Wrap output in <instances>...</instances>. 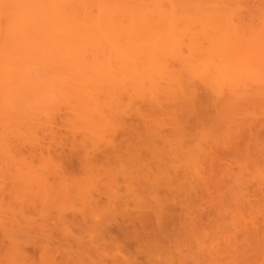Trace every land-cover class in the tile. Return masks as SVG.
Returning <instances> with one entry per match:
<instances>
[{"label": "bare ground", "instance_id": "obj_1", "mask_svg": "<svg viewBox=\"0 0 264 264\" xmlns=\"http://www.w3.org/2000/svg\"><path fill=\"white\" fill-rule=\"evenodd\" d=\"M229 1L230 0H0V159H2L0 161L3 162L4 160H8L6 162L9 165L8 162L11 160L13 161V159L15 160V158L18 159H16L17 161L20 159L22 163L23 161L26 162L31 159L29 161L32 166H30L31 173L26 174V172H24L26 175L24 176L26 178L28 177L27 179L31 182L30 185H28L30 187L26 189L24 187L22 188L26 190V193L28 192L27 189L32 190L31 193L36 195L37 198L40 196V202H42L43 208L45 209H48L49 200L52 202L51 206L54 202L57 205L56 202L62 197V199L65 198L64 200H68V198L77 196L78 199L80 198L82 200V204L84 203V209L80 210L81 216H78V210L77 213L75 210V213L71 216L64 214L63 211L62 213L59 211V214L55 213L57 215L52 218V221L50 220V224L47 222L48 219L43 221L45 224L43 222L42 224H37L36 220L32 217H30L32 219H29V217L26 216L28 217V221L27 219L25 220L28 223L22 225L25 220L20 222V219H18L19 215L15 214V217L12 212L11 214L14 217H12V219L10 218L11 220H8L9 218L7 217V219L3 221L4 218H6V215L4 214V218H1V215H3L2 213L0 214V226L4 231L3 235H7L11 232V229L18 230V228L21 231L27 230L30 234H32L31 232H46L45 242H43V238V240L40 241L43 242L42 245L45 249L44 252H46V255L43 256L45 258L42 259H46L49 264H82L83 261H85L83 258L87 259V263L85 262L86 264H109L106 259L111 256V254L108 255V253H106L107 245H115V248H117L116 245H120L118 239H115L116 237L112 235L110 226L106 221L110 215H108V217L106 216L107 218L105 216L102 217L103 212L99 218L97 217L96 212L98 210V212H100L99 205L102 196L107 197V202H105L106 205L103 204L107 211L106 214L104 213L105 215L114 212L115 214H127V210L129 209L127 207L128 200H126L124 196H121L122 193H118L117 195V190L119 188L114 190L112 187L109 190V186L113 185V183L111 184L108 182H110L111 179L118 180V178H115L114 174L116 173H111L113 170L107 172V174L110 173L108 174L109 176L106 174L104 177L102 173H106L107 170L105 171L104 167L97 169V166L99 167L102 165L99 163L104 162H98L97 157L94 156V152H98V150L102 151L103 148L101 147L103 146L106 149L103 150V153L106 152L105 157L108 159H110L112 152L113 154L117 153V155L121 150L123 152L126 143L123 145L124 147L121 146L122 143L118 142V139L122 137L117 139L116 135L120 129L130 130L131 132L133 131L137 134L135 141L140 139V142L138 140L137 143H133L134 141L129 144L127 143L129 147L126 146L127 148L124 149L131 153L130 157L133 156V160L139 159L137 163L139 164V162H141L142 164L140 163V166L143 164H150L153 159H156L157 162L155 161V163H157V165L158 162H163L164 165L171 164L173 159L176 158L175 152L177 151V155L182 159L179 161L177 160V162H179L178 164H175L174 162L173 164H175V166L173 167L174 169L178 168L182 170L172 172V169L170 168L166 169V171H161V175L166 174V177L169 176L171 179L173 176L175 179V181L173 178L170 180L168 177L169 180L167 179V185H169V181L172 180L178 184L182 183V186H176L172 181L174 184L173 186L171 182L172 187L170 188L172 190L178 189V194H180V191L184 192L186 189V187H184L185 189L183 190V179L188 178L186 175L189 176L186 181H190L192 177H195L196 181H198L199 178L202 177V180L200 179L201 183L206 176L203 184H208V182L211 183L213 177H217L215 182L225 183L228 176L226 173H231V179L238 181L237 175L231 170L232 167H229L228 165L226 167L227 169H222V172L220 171L221 173L226 172L225 174L227 176L224 173L222 175L220 174L219 178V174L217 176L211 175V173H209L211 172L209 170L210 165L208 167L210 162H207L210 161L208 158L210 155L213 160L217 157L215 155L216 153H214V150L216 151L214 148V141L218 143L217 145L222 144L225 147H228L229 142L224 144L223 141L225 139L230 140V137L225 138L224 136H228V133H233V130L234 132L237 130L239 137L241 136V139H238V137L236 138L241 140L239 141L240 143L237 142V146L235 144L238 149L230 143L235 149H237L234 150L231 146L234 150L231 151V154L235 155V159L243 158L239 161V163L242 164H238L241 169V175L242 172L244 174L245 170H249V164H252L254 165L253 171H255V174L262 177L264 176V143L261 141L262 134L260 133L262 129H264V118L262 120V118L257 116L259 112L257 111V108H255V104H259L258 106H260V104L264 102V34L262 29L256 27L252 31H247L245 30L246 25H242L241 27L236 25L233 15L227 11ZM253 26L254 25H252V27ZM256 29H258V31ZM198 88H203L205 90V95L202 96V100L206 102L205 105L202 104L204 107H200L199 112L197 110V105L199 101H201V98L198 95ZM207 103H209V105ZM206 106L208 107L206 108ZM244 107L251 108L250 110L254 114L258 113L255 116H257L259 121L262 122L259 123L254 114L251 115L252 113L249 114L247 112V116H245L246 108ZM63 108L66 110L67 117L65 118L64 113L63 115L60 114L62 115L63 120L66 119V124L64 123L61 125H66L67 128L64 126L66 128L65 130L68 129L70 131V133H68L70 136H67V132L65 134L68 140L64 137V134L60 137V135H58L60 130L58 131V129L54 128L56 126H54V124L52 125L53 121H57L56 119H58L56 117L59 113L58 111H63ZM260 108L262 109L264 107L261 105ZM241 110L244 111L241 112ZM210 111L212 113H210ZM261 111L263 114V110ZM243 112L245 115L241 114ZM132 114L140 118V124H142L141 126L138 124L140 127H134L130 124L128 125V121L126 122V118L128 116L130 117V115L133 116ZM54 116L56 119H54ZM243 116L246 119L243 118ZM248 116L250 119H248ZM251 116H254L255 121L257 120L256 123H254L252 120L253 117ZM193 121L196 125L199 122V129L205 125L210 126L205 127L207 130L201 128V130L204 129L202 131L203 133L205 132L204 135L207 134V137L211 136L213 138L211 139L212 141L210 140V144L213 148L207 146L211 148V150H208L209 152H207V154L209 153L208 157H206L207 154L205 155V159L207 158L206 162L201 158L199 159L202 161L197 159L198 155H196V146H194L195 151H192L194 150L193 147L187 145V141L182 139L181 136L182 133H186L182 131L191 129V126H196L193 124ZM213 122L217 125H214ZM211 124L218 126L221 130L223 129V134L220 133L221 131L218 130V127L217 129L212 128L213 126H211ZM167 125L176 130L175 133L174 131L172 132L173 138L162 132L163 129H160ZM53 128L57 130L58 133L56 134L55 131L54 133L50 131L53 134H48V130H52ZM239 128L241 130H238ZM212 130L213 132L218 130L216 132L217 135L220 136H218V139L217 137H214L215 134H209ZM177 131H181V134ZM253 131L256 134L253 133ZM122 132L120 131V133ZM162 133L165 135H162ZM132 134H128L130 135L129 137L134 135ZM140 134L144 135V139L141 140ZM48 135H51L50 137H52V140L54 141L53 144L57 143L58 145V142L62 144V141L65 140L63 146H66L67 144L65 145V142L67 140L68 144L72 143V145H70L73 149H83V151L81 150L83 153L79 151V153L83 154L79 157H82L81 161L84 162V168L87 167L88 170L91 169V171H93V168L96 167L94 171H97H95L94 174L97 178L95 175L93 178L95 177L97 182L100 178L105 181V178H111L112 176L111 179H107L108 182L105 181V183L110 185L107 186L104 184L105 190H98L97 194H90L88 190H92L94 187L87 188V190L85 188L87 183H82L85 185L84 187L81 184H78L80 181L76 182L74 177L69 175V177H73V182L67 176V171L69 170L66 171L65 166L62 167L64 168L62 169L61 166H59L60 164L58 165L56 163L55 165L58 166L56 168L54 165V172L60 181L54 180L53 182H49L46 175L48 173V166H50V168L53 167L52 161L54 159L48 156L49 142H46ZM201 135V138H203L202 140L207 138L204 137L203 134ZM129 137L127 138L128 141L130 139L134 140L132 137ZM183 137H187V135ZM223 137L225 139H223ZM243 137L245 138L244 142ZM220 138H222L221 142ZM159 141L165 148L161 147ZM53 144L51 143L54 148L55 145L53 146ZM167 144L169 145L168 147ZM175 144H177L176 149L178 148L176 151ZM251 144H253L256 151H251L253 150V146L251 147L252 149H250ZM134 147L135 150L133 149ZM200 147L204 150L201 148L197 149H199L201 155H204L206 152L202 151H207L206 149L208 148L204 145H201ZM23 148L29 150L30 157H28V154L23 156L26 154V152H23ZM173 148L174 150H172ZM187 148H189V151L186 154L185 150H188ZM143 149L149 153L146 160L142 157ZM170 149L173 152L169 151ZM182 151L184 152L182 153ZM22 152L24 154H22ZM100 152L99 155L102 156ZM134 152L136 154H134ZM253 152H256V154ZM150 153H152V156ZM173 153L174 156L171 155ZM213 153L215 157L212 156ZM72 154H75V152ZM153 154H155V156ZM182 154L184 156L186 155L185 159H183L184 156ZM187 155H189L190 161L187 159ZM115 156L114 158H117ZM26 158L29 159L27 160ZM220 158L221 156L217 157V160H214V162L211 161L214 164L212 167H215L212 172H219L216 170V167L218 166H215V163L219 162ZM36 159L41 162L39 166H33ZM100 160H102V157ZM112 160L110 161L112 162ZM188 161L190 163H188ZM132 163L133 162H131V164ZM152 163L150 165H152ZM198 163L199 165H197ZM7 164L5 165L6 168L8 166ZM122 164L124 165V163ZM17 165L18 164H13L12 166L15 167ZM24 165L26 164L24 163ZM132 165H134V163ZM186 165L191 166V173L189 172V166L187 167ZM5 166L1 168L4 169ZM193 166L196 170L195 168L193 169ZM200 166L207 171L209 170V178H207L208 173H206L205 170V172H202L203 170H197V168L203 169ZM25 167L27 168V166ZM33 167L35 168L33 169ZM124 168L122 170H124ZM141 168L142 169L139 167L137 170L138 172L141 171L140 173L142 174L143 166H141ZM162 168L164 169V166ZM67 169H69V167ZM117 169L116 171H118ZM135 169H133L134 173L132 171L131 173L135 174ZM28 170L29 169H27V171ZM145 171H147V169ZM183 171H186V173L184 172L183 174ZM97 172L100 174V178L97 176ZM153 172L157 174L156 171ZM16 173H18L16 174L18 178L19 172ZM125 173H127V171L124 172V174ZM140 173H138L139 175L136 174L140 176ZM147 173L150 177L149 171L144 174L148 175ZM177 173H179L180 176ZM181 173L184 175L183 177L181 176ZM90 174L93 175L91 172ZM119 174L120 173H118V177H120ZM122 174L123 172L121 175ZM127 174L130 175L129 173ZM127 174L124 176H127ZM245 175L248 176V173H245ZM24 176L22 173L23 179H25ZM135 176L136 175H134V177ZM196 176H199V178L197 177V179ZM166 177H164V179ZM245 177H243V179ZM239 178V181H246L243 184L250 183V180L246 178L243 180L240 175ZM256 178V181L262 186L264 180H260L258 177ZM20 179L22 178L20 177ZM23 179L22 181H24ZM195 179L191 180V183L188 181L192 184L193 188L195 186L193 185ZM92 180L94 181V179ZM92 180L88 181V183H91ZM117 180H114L116 185ZM146 180L148 179L146 178ZM192 181L194 182L192 183ZM20 182L21 181H19V183ZM97 182L95 184L94 181L95 187L100 185V183L97 184ZM21 183L20 186H24L25 182L23 184ZM15 184L17 187L19 186L18 183ZM88 185L92 186V183ZM1 186L4 187L5 185ZM245 186L247 187V185ZM0 189L3 191V188ZM19 189H21V187ZM4 190L7 191V189ZM12 191L15 192V195H17L18 192L20 193V190L16 192L13 188ZM12 191H10L9 194ZM243 191L245 190L243 189ZM187 192L191 193L186 189L184 194L186 193L185 195H187ZM12 194L14 195V193H11V195ZM3 196L4 197L1 199L2 202L5 201L3 198H6V194L3 193ZM36 196L32 198H36ZM155 196L156 195H154V198ZM180 197L181 194L179 198ZM72 199L73 198H71V200ZM142 199L145 198L142 197ZM181 199L180 201H182ZM71 200L69 199V201ZM156 201L157 200L155 199V205L154 203H148L149 205H152L153 209L152 207H147V209H149V213L156 212V214H158L156 216L158 220H160L159 226L164 227L165 222H162L161 217L163 215V217L165 216L167 218L171 213H167L166 209L168 207L166 208V203H164V207L163 205H160L164 202L163 199L162 202L160 199L158 202ZM145 202L147 203L148 201ZM156 203L159 205H156ZM187 203L188 202L184 203L186 204L185 207L190 206L189 203ZM31 204L33 205V203ZM63 204L66 205L65 202ZM68 205H66L67 208L70 207ZM77 206L82 208L79 204H77ZM102 206L100 205V207ZM0 207L3 208V203ZM55 207L57 208V206ZM187 207L186 209L188 210ZM63 208L64 206L62 205V209ZM70 208L73 210L74 203L73 207ZM189 209H192L193 213L197 211V209L194 211V208L189 207ZM50 210L53 209L50 208ZM8 211L10 213V210ZM165 212L167 213V216L164 215ZM149 213L147 217L151 219L153 214L150 215ZM94 214H96V217ZM192 215L193 214H191V216ZM19 217H21V220L23 219L22 216ZM47 218H49V216ZM196 218L197 213L190 218L191 221L188 222V225H192L190 223L196 222ZM239 219H242V215ZM243 220L244 218L242 221ZM245 220L248 224L244 225L242 223L244 227L248 226L250 223L247 221L248 219ZM149 221L145 218L144 222H142L144 231H146L151 224V221ZM9 225L10 227H8ZM231 225L235 227L236 230H239L242 226L239 227L240 222L238 220H232ZM74 226L89 227L94 233L96 232V237L92 238L88 243L83 242L79 235L74 233V230L72 229ZM117 227L122 235L134 239L138 245V249L140 250L141 248V250L144 251L142 242L145 239L140 231L138 232V230L135 229L129 230L128 228L123 227L122 224H118ZM8 230L10 231L5 234V231ZM16 240H18V237ZM11 241L13 245V242H16L15 237L12 238ZM19 242L21 241L19 240ZM18 246L16 249H18ZM216 248L220 249V247H215L213 248V251H210V249V252L207 253L209 254L208 256H210L211 261H215L216 259L219 260V258L222 260L225 256L224 254L227 253H223L221 250L220 252L217 250L215 252L214 250ZM236 248H230V251L232 252V255L230 252L231 256H233L234 253L237 254V252L238 254L242 253H240L241 250L238 246H236ZM233 249H236L237 252L235 250L233 251ZM19 250L22 249L19 248ZM18 251L16 250V252ZM55 251H60L62 255L60 260L55 257ZM0 253L3 254L6 252L3 249ZM12 253L14 254V251ZM109 253H111V251ZM181 253L182 252L180 251V254ZM16 255H18V253H16ZM184 255L185 256H183V254L182 256H178V259H175L173 255L172 259L170 256L171 261L169 260V263L191 264L190 262L192 261L194 264L197 262L195 261L197 259H194V255L191 256V254L187 255L185 253ZM0 257H2L1 254ZM12 258L13 257H10L8 260L11 259L13 264H15V257ZM79 258H82L83 261ZM232 258L237 259L236 256H233ZM231 259L229 260L231 261ZM3 260L1 259L0 261L5 264L6 262H3ZM114 260L112 261L113 264H133L136 262L132 257H123L122 260L124 263L121 260L116 259L115 262ZM17 261L20 262L19 258ZM117 261H119V263ZM228 261L223 264L232 263H228ZM248 263L250 264V261Z\"/></svg>", "mask_w": 264, "mask_h": 264}, {"label": "rangeland", "instance_id": "obj_2", "mask_svg": "<svg viewBox=\"0 0 264 264\" xmlns=\"http://www.w3.org/2000/svg\"><path fill=\"white\" fill-rule=\"evenodd\" d=\"M228 8V13H230V14H232L233 15V17H234V19H235V24L236 25H238V26H242V25H246L245 26V30H247V31H252L253 29H255V27L256 28H258V29H262L263 31V34H264V0H230L229 1V3H228V6H227ZM236 17V18H235ZM243 18V19H242ZM246 20H245V19ZM248 22V23H247ZM248 24V25H247ZM252 25H254L253 27H252ZM244 28V27H243ZM258 29H256L257 31H258ZM261 31V30H260ZM201 91V92H200ZM198 95H199V97L201 98V101H199V103H198V105H197V110H198V112H199V110H200V107H204V106H202V104H204L205 105V101L204 100H202V96L203 95H205V90L203 89V88H198ZM210 102H213V101H210ZM208 105H209V103H207ZM206 104V105H207ZM213 105V104H212ZM251 105V104H250ZM259 105V104H258ZM258 105H256L255 104V108H257V111L259 112V114L257 115V114H254V113H252V111L248 108V107H244V108H246V111H245V114H244V112L243 113H241V114H244L245 116H247V112L249 113V114H251V115H253L254 114V116L255 115H257V116H259V118H262V120H263V118H264V108H260V106L262 105L263 107H264V102L263 103H261L260 104V106H258ZM254 106V105H253ZM208 106H206V108H207ZM211 107V106H210ZM213 107V106H212ZM209 109H211V108H209ZM208 109V110H209ZM247 109H248V111H247ZM252 109H253V107H252ZM202 110V109H201ZM213 110V109H212ZM211 110V111H212ZM238 110V109H237ZM256 110V109H255ZM255 110H254V112H255ZM261 110H263V114L261 113L262 111ZM210 111V113H212ZM240 111V110H239ZM242 111H244V110H241V112ZM59 112V113H58ZM57 113H58V115H57V113H56V117L58 118V119H56V117L54 118V119H56L57 121H53V123H52V125L54 124V126H56V127H54V126H52V127H54V128H56V129H58V131H59V133H61V134H59L58 133V131L57 130H55L54 128L52 129V130H48V134H53L54 133V131L56 132V134L58 133V135H60V137H61V135H63L64 134V137H66L65 136V134H66V132H67V136L69 135L70 136V134H68V133H70V131L68 130H65L67 127H66V125H64V126H62L64 123L66 124V119L65 120H63L62 119V115H63V113H64V116H65V118L67 117V114H66V110H64V108H63V111L61 110H59ZM62 112V113H61ZM60 114H62V115H60ZM262 114V115H261ZM133 116H131L130 115V117L128 116L127 118H126V122L128 121V125L130 124V125H133L134 127H140L142 124H140V118L139 117H137L136 115H134V114H132ZM235 116H236V114H235ZM254 116H251V117H253V121H254V123H256L257 122V120L255 121V119H254ZM257 116H255L257 119H258V117ZM237 117V116H236ZM64 118V117H63ZM243 118H245L244 116H243ZM62 121H61V120ZM207 119H210V118H207ZM246 119V118H245ZM245 119H244V121H245ZM248 119H250V117L248 116ZM247 119V120H248ZM241 120H242V118H241ZM239 121V120H238ZM243 121V120H242ZM251 121V120H250ZM252 121V122H253ZM198 122V121H197ZM212 122V121H211ZM248 122H249V120H248ZM258 122L260 123V122H262V121H259V119H258ZM199 123V122H198ZM197 123V125L194 123V121H193V124L194 125H196V126H194V127H192L191 126V129H188V130H185V131H182V132H186L185 134L184 133H182V139H185L186 141H187V145H189V146H191V147H193V149H194V146H196L195 147V149H196V155H198V158L197 159H199V158H201L202 160H204L205 162L207 161V158L205 159V155L207 154V152H209L208 150H211V148H209L210 146H211V139H213L211 136H209V137H207V134L206 135H204V133L202 132L204 129H205V127H210L209 125H205V126H202V127H200V129H199V124ZM214 123V125L216 124L215 122H213ZM253 123V124H254ZM62 124V125H61ZM138 124L140 125V126H138ZM191 125V124H190ZM202 125H204V124H202ZM213 124H211V126H213L212 128H214V129H217V127L218 126H214ZM217 125V124H216ZM169 125H167V126H165V127H162V128H160V129H163L162 130V132H164L166 135H168V136H170V137H172L173 135V131H174V133H175V131L176 130H174L173 128H171V126H169ZM201 126V125H200ZM167 127V128H166ZM189 127V126H188ZM216 127V128H215ZM167 129V130H165V129ZM169 128H170V130H169ZM201 128H204L203 130H201ZM232 129H234V128H232ZM255 129V128H254ZM205 130H207V128L205 129ZM210 130V129H209ZM218 130H220L221 132L220 133H222L223 134V129L221 130V128H219L218 127ZM218 130H216L215 132H213V130H212V132L210 131V135H211V133L212 134H215L214 135V137H217V139H218V136L219 135H217V131ZM235 130H236V127H235ZM238 130H241L240 128L238 129ZM50 131H52V132H50ZM120 131L122 132V131H124V132H122V133H120ZM120 131H118L117 132V139L118 138H120V137H122V138H120V139H118V142H121L122 143V145L121 146H123L125 143H126V146H128V144L129 143H131V142H133V143H137V141L139 140V142H140V139H138V140H136L135 141V138L137 137L136 135L137 134H135V132H133V134L135 135H133L132 134V132L129 130H123V129H120ZM138 131V130H137ZM136 131V132H137ZM161 131V130H160ZM166 131V132H165ZM169 131V132H168ZM261 131V130H260ZM264 129H262V131L260 132L262 135H261V141L264 143ZM167 132H168V134H167ZM177 132H180V134H181V131H177ZM202 132V133H201ZM232 132V131H231ZM208 133V132H207ZM219 133V134H220ZM235 133H236V136H235ZM240 133V132H239ZM253 133H255L254 131H253ZM126 134V135H125ZM128 134H132L133 136H131L132 137V139H134V140H129L128 141V137L130 136V135H128ZM165 134H163L162 133V135H165ZM201 134H203V136L204 137H207V138H204V140H202L203 138H201L202 137V135ZM221 134V135H222ZM234 134V135H233ZM246 134H247V132H246ZM245 134V135H246ZM256 134V133H255ZM50 135V136H51ZM185 135H187V137H183V136H185ZM201 135V136H200ZM226 135V134H225ZM230 135V136H229ZM243 135V134H242ZM249 135V134H248ZM49 135H48V139H47V141L46 142H49L48 143V156L49 157H51V158H53L54 160L52 161V163H53V167L52 168H50V166H48V173H47V177H48V180H49V182H53L54 180H57V181H60V180H58V178L56 177V175H55V169H54V167L56 166L55 165V163L56 164H60L59 166H61V168L62 167H64L65 166V170L67 171V170H69V171H67V176L69 177V175L70 176H73L74 177V180L76 181V182H78V181H80L78 184H81L82 186H84L85 187V185L84 184H82V183H87L86 184V189L88 188H93L92 190H88L89 191V193L90 194H97V191L98 190H101L102 191V189H104V184H106L107 186H109L110 184H108V183H113V185H110L109 186V190H110V188H112L113 187V189L114 190H116V189H118L116 192H117V195H118V193H122V195L121 196H124V198H126V200H128L127 202H128V212H127V214H119V213H116L115 214V212L114 213H111V214H107V215H105L106 214V208H105V202H107L106 200H107V197L105 198L104 196H102V199L100 200V205L102 206L103 204H105V205H103L102 207H100V205H99V208H100V212H96V214H97V217H101V214H102V217L103 216H107L108 217V215H110L109 216V218H107V223H108V225L110 226V229H111V232H112V235L113 236H115L116 238L115 239H118V241H119V245L120 246H117L116 245V247L117 248H115V245H110V246H108L107 245V249H106V253H108V255L109 254H111V256H109L106 260H108L107 262L110 264V263H112V261L115 259H117V260H121L122 262H123V260H122V258L123 257H126V258H128V257H132L136 262H134L133 264H172V263H169L171 260V258H172V255H173V257H175V259H178L179 257L178 256H182V254H183V256H185L184 255V253L185 254H187V255H190L191 254V256L192 255H194V259H197V260H195V261H197L196 263H194V264H217V263H219V264H223V263H227V261L229 260V259H231L233 256L235 257H237V259L235 258V259H231V261L229 260L228 261V263H230V262H232V263H230V264H249L248 262L250 261V264H264V183L262 184V186L260 185V183H258L256 180H257V178L256 177H258V179H260V180H264V176L262 177V176H260V175H258V174H255V171H253V169H254V165H252V164H249V170H243L244 171V174H243V172H242V175H241V169H240V167H239V165L238 164H242V163H239V161L241 160V159H243V158H237V160L235 159V155H232L231 154V151L233 150V148H234V150H237L238 148L236 147L237 146V142H239V141H241V140H238V139H241V136L239 137V134L237 133V130L234 132V130H233V133H228V136L226 135V136H224L225 138H229L230 140H227V139H225L224 137H223V139H225L224 141H223V143L225 144H227V142H229V144H228V147L226 146H224V145H222L221 143H219V144H221V145H217L218 143H216L215 141H214V148L216 149V151L214 150V153H216L215 155L217 156V157H219V156H221V158H220V160H219V162H217V163H215L216 165L215 166H218V167H216L217 169L216 170H218L219 172H212V170H214V166L212 167V165H214L212 162H214V160H217V157H215L214 156V153H213V157H215V159L213 160V159H211V155L208 157V154H207V156L206 157H208L209 159H210V161H207L208 163L210 162V164H208V167H209V165H210V171L211 172H209V170L207 171V170H205V168H203V167H201V168H203V169H198L197 168V170H203L202 172H205L206 171V173H211V175H213V176H217L218 174V178L220 177V174L222 175L223 173L225 174L226 172H223V173H221L222 171V169H227L226 167H227V165L229 166V167H232V169L231 170H233V172H235V174L237 175V180L238 181H236V180H233V179H231V173L229 174V173H226L225 175L227 176V178H226V181H228V182H226L225 181V183H219V182H215V179L217 178H215V177H213V180L211 181V183L210 182H208V184H203L204 182L203 181H205L204 179H205V177H204V179H203V181H202V183H201V181H200V179L202 178V177H200L199 178V176H196V178L198 177L199 178V180L198 181H200V182H198V181H196V179H195V177L193 178L192 177V179L191 180H194L195 179V183H193L194 181H192V183H193V185H195L194 186V188H193V186H192V184H190L191 182V180L188 182V181H186L188 178H189V176H187L186 175V177H188V178H185V179H183V190L185 189L184 187H186V189H187V191H190L191 193H189V192H187V195H185L184 194V192L186 191V189H185V191L184 192H182V191H180V194H181V197H182V199H181V197L179 198V196H180V194H178L177 192H179L178 191V189H177V187H176V189L177 190H172L170 187H172V185H171V182L173 181H169L170 182V184L169 185H171V186H169V185H167L168 184V181H167V179H168V177L169 176H165L164 174V177H166L165 179H164V177H163V175H161V171H166V169H172V172L174 171H179V170H182V169H178V168H175L174 169V167L173 166H175V164H178L179 162H177V160L179 161L180 159H182V158H179V156L177 155V151L176 150H178V148L176 149V147H177V144H175L176 146H175V157L176 158H174L173 159V162L171 163V164H167V165H164V163L163 162H158V165H157V163H155V161H156V159L154 160L153 158H151V159H153L152 161H151V163H152V165H150V164H146V165H141V166H143V171H144V173L145 172H147V171H149V173H150V177H149V174L148 175H145L144 173H143V171H142V174L140 173L141 171H139L138 172V168L140 167V169H142L141 168V166H140V163L141 162H139V164L137 163V161L139 160H137L136 159V157H135V159L136 160H133V156L132 157H130V155H131V153H129L128 152V150L126 151V150H124L125 148H127L126 146L124 147V149H123V152H122V150L120 151V152H118L119 154L117 155V153L116 152H114V153H116V154H113V152H112V155H111V157L113 158V160H112V158L110 157V159H108L107 157H105V154H106V152L105 153H103V150H106L105 149V147H101V148H103L102 149V151L101 150H98V152H94V156H96L97 157V160H98V162H100V161H103L104 163H99V164H102V165H100L99 167L97 166V169L98 168H102V167H104V169H105V171H106V173H102L103 175H104V177L106 176V174H107V172H111L112 170V172L111 173H116V174H114L115 175V178H118V180L117 179H114L115 181L117 180V185H116V183H114L115 181L114 180H112L111 178H112V176H111V178L110 177H107V178H105L104 180L106 181V182H108V180L107 179H111V181L110 182H108V183H105V181H103V180H101V178H100V174H98V172L96 173V174H98L97 176L100 178V180H98V182H97V177H96V175L94 174V172L95 171H97V170H95L94 171V169L96 168H93V171H91V169H87V167L86 168H84L85 166H83L84 164V162H82L81 160H82V157H79V156H82L83 154V149H73V147L71 146L72 145V143H70V144H68V138L66 137V142H65V145L66 146H63V142L65 141H62V144L61 143H59L58 142V145H57V143H55V144H53L54 143V141L52 140V137H50ZM139 136V135H138ZM140 136H141V140L142 139H144V135H141L140 134ZM174 136H175V134H174ZM223 136V135H222ZM247 136V135H246ZM63 137V136H62ZM79 137H80V134H79ZM131 137H129V138H131ZM134 137V138H133ZM176 137L178 138V136L176 135ZM220 137V136H219ZM234 137V138H233ZM238 137V139H236ZM245 137V136H244ZM243 137V142H244V138ZM173 138V137H172ZM171 138V139H172ZM209 138V139H208ZM65 139V138H64ZM78 139H80V138H78ZM123 139V140H122ZM127 139V140H126ZM215 139V138H214ZM180 140V139H179ZM184 140V141H185ZM211 140V141H210ZM221 140H222V138H220V142H221ZM52 141V142H51ZM71 141V140H70ZM124 141H126V142H124ZM128 141V142H127ZM178 141V140H177ZM176 141V142H177ZM185 141V142H186ZM172 142V141H171ZM180 142V141H179ZM184 142V143H185ZM218 142V141H217ZM236 142V143H235ZM51 143L53 144V146L55 145V147L53 148L52 147V145H51ZM128 143V144H127ZM159 143L161 144V142L159 141ZM209 143V144H208ZM233 144L234 146H235V144H236V148L237 149H235V147L234 146H232L231 144ZM240 143V142H239ZM170 144V143H169ZM182 144V143H181ZM212 144H213V142H212ZM51 147H50V146ZM171 145V144H170ZM209 146V147H207L208 149H206L207 151H202V152H206L204 155H201V153H199V149H197V148H201L200 146ZM60 146V147H59ZM169 145L167 144V147H168ZM186 146V145H185ZM222 147V148H219V147ZM233 148H232V147ZM253 144H251L250 145V149H252L253 148V150H251V151H256L255 150V147L253 146ZM129 147V146H128ZM161 147H163V148H165L164 146H162V144H161ZM174 147V146H173ZM182 147V146H181ZM191 147H190V149H191ZM212 148H213V146H211ZM239 147V146H238ZM252 147V148H251ZM56 148V149H55ZM72 148V149H71ZM100 148V149H101ZM141 148H143V147H141ZM205 148V147H204ZM230 148H232V149H230ZM26 149V150H25ZM129 149V148H128ZM134 150H135V147L133 148ZM132 149V150H133ZM188 150H185V153L187 154L188 153V151H189V148H187ZM195 149L194 150H192V151H195ZM202 149V148H201ZM220 149H221V151H220ZM227 149H229V150H227ZM57 150V151H56ZM74 150V151H73ZM82 150V151H81ZM130 150H131V147H130ZM129 150V151H130ZM133 150V151H134ZM144 151H143V155H142V157L146 160V158H148V156H149V153L147 152V151H145V149H143ZM172 150H174V148L172 149ZM197 150H198V152H197ZM202 150H204V149H202ZM213 150V149H212ZM233 150V151H234ZM79 151L80 152H82V153H79ZM101 151V152H100ZM142 151V150H141ZM169 151H171V149L169 150ZM191 151V152H192ZM201 151V150H200ZM218 151V152H217ZM23 152H26V154H24ZM23 152H22V154H24L23 156H26L27 154H28V157H30V154H29V150L27 149V148H23ZM71 152V153H70ZM75 152V154H72V153H74ZM79 153V155H78V153ZM99 152H100V154L102 155V156H100L99 155ZM126 152V153H125ZM160 152V151H159ZM171 152H173V151H171ZM184 151H182V153H183ZM129 153V154H128ZM161 153V152H160ZM195 153V152H194ZM254 154H256V152H253ZM97 154H98V156H97ZM104 154V155H103ZM111 154V153H110ZM109 154V155H110ZM123 154V155H122ZM134 154H136L135 152H134ZM133 154V155H134ZM148 154V155H147ZM151 154V156H152V153H150ZM191 154V153H190ZM231 154V155H230ZM55 155V156H54ZM116 155V156H115ZM121 155V156H120ZM154 156H155V154H153ZM171 155H173L174 156V153L173 154H171ZM183 155V154H182ZM193 155V154H192ZM72 156V157H71ZM104 156V157H103ZM114 156L115 157H117V158H114ZM122 156H124V157H122ZM136 156V155H135ZM178 156V157H177ZM181 156V155H180ZM184 156V155H183ZM188 156V158L187 159H189V155H187ZM69 159H68V158ZM95 157V158H96ZM101 157H102V160H100L101 159ZM165 157H166V155H165ZM168 157V156H167ZM182 157V156H181ZM23 158V157H22ZM121 158V159H120ZM128 158H129V160H128ZM138 158V157H137ZM170 158V157H169ZM186 158V155L183 157V159H185ZM196 158V157H195ZM17 158H15V160H16ZM27 159V158H26ZM26 159H25V161H26ZM29 159V158H28ZM27 159V160H28ZM116 159V160H115ZM127 159V160H126ZM143 159V160H144ZM170 159H172V158H170ZM208 159V160H209ZM0 160H2V159H0ZM14 159H13V161L14 162H16V163H14L12 160L11 161H9L8 163H9V165L7 164V162L6 161H8V160H4L3 162H4V165H3V162L2 161H0L1 162V164H0V186L1 185H5L4 187H0V188H3V191H2V189H0V191H2V192H0V205L3 203V208H1L0 207V214H2L3 213V215H1L2 217L1 218H4V214L6 215L5 217L6 218H4V220L3 221H5V219H7V217L9 218L8 220H11L12 219V217H16V215L18 214L19 216H22L23 217V219L21 220V217H19L18 216V219H20V222H23L25 219H27L28 217H29V219H34V220H36V223L38 224H42V222L43 221H45V219L47 220L48 219V224H50L51 223V221H52V218H54V216L55 215H57V214H55V213H58L59 214V211H61V213H62V211H63V213L64 214H67L68 216H71L73 213H75L74 211L76 210V213H77V210H78V216L80 215L81 216V212H80V210L81 209H84L83 208V205H84V203L82 204V200L80 199H78L77 198V196L76 197H71V198H73L74 199V201H73V199L71 200V198H68V200H64V199H62V198H60V200L59 201H57L56 203H57V205L55 204V202H54V206L52 205L51 206V204H52V202H50V200L48 201V209H45V208H43V205H42V202H40L41 201V199H40V196L37 198V196L36 195H33V193H31V191L32 190H30V189H27L28 190V192L26 193V188H29L30 186H28V185H30V183L31 182H29V179H27L25 176V174H24V172H26V174H29V173H31L30 172V166H31V162H29V161H26V162H24L23 161V163L21 162V160L19 159V161H15ZM63 160V161H62ZM66 160V161H65ZM110 160H112V162L110 161ZM133 160V161H132ZM142 160V159H141ZM157 160H158V157H157ZM160 160V159H159ZM200 160V159H199ZM202 160H200V161H202ZM65 161V162H64ZM71 161V162H70ZM108 161V162H107ZM114 161V162H113ZM121 161H122V163H124V165L121 163ZM124 161V162H123ZM126 161V162H125ZM133 162L134 163V165H132L131 164V162ZM189 161H190V159H189ZM188 161V163H190ZM212 161V162H211ZM244 161V160H243ZM35 163L33 164V162H32V164H33V166L34 165H40L41 164V162L39 161V160H35L34 161ZM60 162V163H59ZM63 162V163H62ZM117 162V163H116ZM120 162V163H119ZM157 162V161H156ZM175 162V164H173ZM191 162H193V161H191ZM197 162V161H196ZM205 162H203V163H205ZM216 162V161H215ZM24 163L26 164V165H24ZM38 163V164H37ZM65 163V164H64ZM82 163V164H81ZM108 163H109V165H108ZM146 163V162H145ZM8 165V166H10V167H8L7 166V168H6V166L5 165ZM13 164H18L17 166H15V167H13L12 165ZM20 164V165H19ZM24 165V167L25 166H27V168L25 167H23V165ZM95 164V163H94ZM104 164V165H103ZM113 164V165H112ZM119 164V165H118ZM142 164V163H141ZM155 164V165H154ZM183 164V163H182ZM201 164V163H200ZM5 166L4 167V169H2L1 167H3V166ZM55 165V166H54ZM57 165V166H58ZM63 165V166H62ZM122 165V166H121ZM154 165V166H153ZM190 165V164H189ZM189 165H186L187 167L189 166ZM194 165V164H193ZM197 165H199V163L197 164ZM226 165V166H225ZM22 168H21V167ZM29 166V167H28ZM38 166H36V167H38ZM57 166H56V168H57ZM106 166V167H105ZM113 166V167H112ZM124 166H125V168H124ZM138 166V167H137ZM164 166V169L162 168ZM203 166H205V165H203ZM246 166V165H245ZM32 167V166H31ZM69 167V169H67ZM108 167V168H107ZM115 167V168H114ZM124 168V170H126L127 171V173H131V171L134 173V171H133V169H135V174H133V173H131L130 175H128L127 173H125V174H127V176H124L125 174H124V172H126V171H124V170H122L123 168ZM180 167H181V165H180ZM185 167V166H184ZM190 167L191 166H189V169H190ZM206 167H207V165H206ZM253 167V168H252ZM6 168V169H5ZM35 167H33V169H34ZM107 168V169H106ZM112 168H114V169H112ZM118 168V169H117ZM144 168H145V170L147 169V171H145L144 170ZM183 168V167H182ZM195 167L193 166V169H194ZM245 168V167H244ZM250 168H252V169H250ZM8 169H10V170H8ZM27 169H29L28 171H27ZM62 169H64V168H62ZM85 169V170H84ZM111 169V170H110ZM116 169L118 170V171H116ZM120 169V170H119ZM132 169V170H131ZM184 169V168H183ZM192 169V170H193ZM240 169V170H239ZM31 170H32V168H31ZM52 170V171H51ZM88 170V171H87ZM100 170V169H99ZM98 170V171H99ZM187 170V169H186ZM195 170H196V168H195ZM205 170V171H204ZM223 170V171H224ZM256 170V169H255ZM102 171V170H101ZM123 172V174L121 175V173ZM129 171V172H128ZM150 171H156L157 172V174L155 173V172H150ZM221 171V172H220ZM246 171H248V172H246ZM262 171V170H261ZM16 172H19V175H18V178H17V176H16V174H18V173H16ZM28 172V173H27ZM52 172V173H51ZM68 172H70V173H68ZM89 172V173H88ZM90 172L91 173H93V175L92 174H90ZM168 172V171H167ZM184 172L186 173V171H183L182 173L184 174ZM187 172H188V170H187ZM189 172L191 173V169L189 170ZM201 172V173H202ZM259 172V171H258ZM15 173V174H14ZM21 173V174H20ZM22 173H23V176H24V178L25 179H23V177H22ZM118 173H120L119 175H120V177H118ZM138 173H140L141 175L140 176H138L137 174ZM155 173V174H154ZM158 173H160V174H158ZM164 173V172H163ZM181 173V174H182ZM205 173V174H206ZM209 173H208V176H207V178H209ZM245 173L247 174L248 173V176L247 175H245ZM261 173V172H260ZM91 176H90V175ZM108 174H110V173H108ZM107 174V175H108ZM176 174V173H175ZM179 176H180V174L179 173H177ZM181 175L182 177L184 176V175ZM189 174V173H188ZM263 174V173H262ZM21 175V176H20ZM54 175H55V177H54ZM95 175V177L93 178V176ZM113 175V174H112ZM132 175V176H131ZM134 175H136L135 177H134ZM142 175H144V176H142ZM155 175H156V177H155ZM173 175V174H172ZM191 175V174H190ZM210 175V176H211ZM234 175V174H233ZM239 175H240V177L243 179V177H245L246 179H248V180H250L248 183L249 184H247V183H245V184H243L244 182H246L244 179V181H239ZM264 175V174H263ZM28 176V175H27ZM109 176V175H108ZM142 176V177H141ZM145 176H148V177H145ZM171 176V175H170ZM176 176V175H175ZM174 176V177H175ZM202 176V175H201ZM231 176V177H230ZM250 176H251V178H253V179H251L250 178ZM20 177L24 180V181H22V179H20ZM73 177L71 178V177H69L70 178V180H72L73 181ZM126 177H128V178H126ZM132 177V178H131ZM140 177V178H139ZM191 177V176H190ZM103 178V177H102ZM146 178L149 180H146ZM153 178V179H152ZM163 178V179H162ZM173 178V176L171 177V179ZM197 178V179H198ZM256 178V179H255ZM20 179V180H19ZM92 179H94V181H95V184H96V182H97V184L98 183H100V185H102V186H97V187H95L94 185V181L92 180ZM159 179V180H158ZM169 179H170V177H169ZM168 179V180H169ZM170 179V180H171ZM174 179V178H173ZM28 180V181H27ZM90 180H92L91 181V183H92V186H90V185H88V184H91L90 182L88 183V181H90ZM202 180V179H201ZM252 180V181H251ZM259 180V181H260ZM19 181H21L20 183L21 184H23L24 182V186H20V183H19ZM113 181V182H112ZM161 181H162V183H161ZM164 181V182H163ZM174 181H175V179H174ZM173 181V182H174ZM208 181H210V180H208ZM28 182H29V184H28ZM74 182V181H73ZM102 182V183H101ZM160 182V183H159ZM173 182H172V184H173ZM223 182V181H222ZM240 182V183H239ZM15 183H18V187L16 186V184ZM157 183H159V184H157ZM175 183V182H174ZM189 183V184H188ZM13 184V185H12ZM155 184V185H154ZM157 184V185H156ZM176 184V186L177 185H179V186H182V183H180V184H178V183H175ZM12 187H11V186ZM120 185V186H119ZM139 185V186H138ZM245 185H247V187L245 186ZM26 186V187H25ZM117 186V187H116ZM151 186V187H150ZM164 186V187H163ZM166 186V187H165ZM167 186H169V187H167ZM173 186H174V184H173ZM198 186V187H197ZM207 188H205V187ZM220 186V187H219ZM228 186H229V188H228ZM15 187H17L18 188V190H17V188H15ZM21 187V189H19ZM22 187H24V188H22ZM106 187V186H105ZM133 187H135V188H133ZM144 187V188H143ZM159 187H161V188H159ZM12 188L14 189V191H16V192H18L19 190H20V193L18 192L17 193V195H15V192H13L12 191ZM121 188V189H120ZM175 188V187H174ZM182 188V187H181ZM201 188V189H200ZM210 188V189H209ZM4 189H7V191H5ZM156 189V190H155ZM179 189H180V187H179ZM194 189H196V190H194ZM206 189V190H205ZM230 189V190H229ZM243 189L245 190V191H243ZM25 190V191H24ZM105 190V189H104ZM128 190V191H127ZM181 190V189H180ZM198 190V191H197ZM10 191H12L11 193H14V195L12 194L11 195V193L9 194V192ZM30 191V192H29ZM159 191V192H158ZM175 191V192H174ZM8 192V193H7ZM113 192H115V191H113ZM135 192V193H134ZM137 192V193H136ZM155 192V193H154ZM2 193V194H1ZM3 193H5L6 194V198L4 199L3 198V200H5L4 202H2L1 201V199H2V197H4L3 196ZM26 193V194H25ZM88 193V194H89ZM143 193V194H142ZM158 193V194H157ZM245 193V194H244ZM29 194V195H28ZM124 194H126V195H124ZM129 194H130V196H129ZM133 194V195H132ZM156 195L155 196V198H154V195ZM174 194V195H173ZM189 194V195H188ZM106 195V194H105ZM128 195V196H127ZM174 197H173V196ZM246 195H248V196H246ZM31 196V197H30ZM34 196H36V198H32V197H34ZM127 196V197H126ZM136 196V197H135ZM188 196V197H187ZM142 197L143 198H147L146 200L145 199H142ZM167 197V198H166ZM177 197V198H176ZM246 197V198H245ZM77 198V199H76ZM179 198V199H178ZM33 199V200H32ZM36 199H38V200H36ZM57 199V198H56ZM69 199L71 200V201H69ZM155 199L157 200L156 202H158L159 201V199H160V201L162 202V199H163V201L164 202H162V204H160V205H163V207L165 206L164 205V203H166V208H164V209H166L167 210V213L168 214H170V215H166L167 213L165 212V214L164 215H166L167 216V218L164 216L163 217V215H162V222L164 223L165 222V224H164V227H160L159 226V221L160 220H158V218H157V216L156 215H158V214H156V212H154L155 213V215H154V213H149L148 212V210L149 209H147V207H149V208H151L152 207V205H149L148 203H154V205H155ZM169 199H173L172 201L171 200H169ZM180 199L182 200V201H180ZM31 200H32V202H31ZM62 200V201H61ZM78 200V201H77ZM148 201L147 203L145 202V201ZM65 202L66 203V205H68V206H70V207H73V203H74V208H73V210H72V208H67V206L65 205V204H63V203H61V202ZM79 201H80V203H79ZM177 201V202H176ZM8 202V203H7ZM40 202V203H39ZM70 202H71V204H70ZM179 202V203H178ZM185 202H188L189 203V207L190 208H194L193 210L194 211H196V209H197V211L196 212H194L193 213V211H192V209H189V207H187L188 208V210L186 209V207H185V205L186 204H184ZM7 203V204H6ZM31 203H33V205L31 204ZM37 203V204H36ZM39 203V204H38ZM68 203V204H67ZM183 203V204H182ZM187 203V204H188ZM194 203V204H193ZM60 204H62L63 206H64V208L62 209V205H60ZM77 204H79V205H81V207L82 208H79L78 206H77ZM167 204H168V206H167ZM197 204V205H196ZM8 205V206H7ZM35 205V206H34ZM36 205H37V207H36ZM139 205H140V207H139ZM144 205V206H143ZM156 205H159L158 203H156ZM192 205V206H191ZM194 205H195V207H194ZM10 206V207H9ZM16 206V207H15ZM25 206V207H24ZM55 206H57V208H59V209H57ZM77 206V207H76ZM181 206H184V207H181ZM9 207V208H8ZM32 207V208H31ZM53 207V208H52ZM54 207H55V209H54ZM75 207H76V209H75ZM146 209H145V208ZM155 207V206H154ZM197 207V208H196ZM199 207V208H198ZM11 208V209H10ZM14 208V209H13ZM24 210H23V209ZM30 208V209H29ZM50 208L51 209H53V210H50ZM78 208V209H77ZM158 208V207H157ZM7 209V210H6ZM101 209H103V210H101ZM152 209H153V207H152ZM151 209V210H152ZM185 209V210H184ZM2 210V211H1ZM8 210H10V213H9V211ZM20 210V211H19ZM21 210H23V211H21ZM27 210V211H26ZM40 210H41V212H40ZM71 210V211H70ZM105 210V211H104ZM155 210V209H154ZM158 210V209H157ZM47 211V212H46ZM58 211V212H57ZM145 211V212H144ZM146 211H147V213H146ZM11 212L13 213V215L14 216H12V214H11ZM20 212H21V214H20ZM25 212V213H24ZM40 212V213H39ZM45 212V213H44ZM151 212H153V211H151ZM8 213V214H7ZM39 213V214H38ZM108 213H110V212H108ZM129 213V214H128ZM148 213L151 215V214H153V216H151V219L149 218V217H147L148 216ZM185 213H187V214H185ZM197 213V218H196V222H194V223H196V224H194V223H190V224H192V225H188L189 223V221H191V219L190 218H192L193 217V215L194 214H196ZM16 214V215H15ZM23 214V215H22ZM24 214H26V215H24ZM37 214V215H36ZM49 214V215H48ZM53 214V215H52ZM96 214H94V216L96 217ZM146 214V215H145ZM189 214H190V216H191V214H193L191 217L189 216ZM239 214H241L242 215V219L244 218V220L242 221V219H239V217L241 216V215H239ZM51 215V216H50ZM149 215V216H150ZM238 215H239V217H238ZM26 216H28V217H26ZM49 216V218H47ZM30 217H32V218H30ZM51 217V218H50ZM94 217V218H95ZM99 217V218H100ZM159 217V216H158ZM194 217H196V216H194ZM225 219H224V218ZM0 218V219H1ZM11 218V219H10ZM44 218V219H43ZM145 218H146V220H150L151 221V224L148 226V229L146 230V231H144V229H143V224H142V222H144V220H145ZM147 218H149V219H147ZM222 218V219H221ZM109 219V220H108ZM190 219V220H189ZM227 219V220H226ZM245 219H248L247 221H249L250 223H249V227L248 226H245V227H247V228H245L243 225H242V223L245 225V224H248L247 222H246V220ZM7 220V221H8ZM51 220V221H50ZM232 220H238L239 222H240V225H239V227L241 226V230L239 229V230H236L235 229V227H233L231 224H232ZM26 221V220H25ZM23 222L22 223V225L23 224H27L28 222V219H27V221L26 222ZM149 221V222H150ZM228 221V222H227ZM9 222V221H8ZM7 222V223H8ZM50 222V223H49ZM234 222H237V221H234ZM44 223V222H43ZM224 225H223V224ZM45 224V223H44ZM118 224H122L123 225V227H125V228H128L129 230H133V229H135V230H138V232L140 231V233L143 235V238L145 239L143 242H142V247H143V250L144 251H142L141 250V248H140V250L138 249V245H137V243L135 242V240L134 239H130L128 236H126V235H122V233H120V231L118 230V227H117V225ZM194 224V225H193ZM219 224H221V225H219ZM229 224V225H228ZM237 224V223H236ZM11 225V224H10ZM10 225L8 226V227H10ZM223 225V226H222ZM235 226V225H234ZM1 227V226H0ZM227 227V228H226ZM17 228V227H16ZM2 229V227L0 228V251H3V249L5 250V252L6 253H0L1 254V256L2 257H0L2 260H3V258H4V260H3V262L5 261L6 263H7V260L10 258V257H15L14 259H15V261H16V263L18 264H49L48 263V261H46V259H42V258H45V257H43V256H45L46 254V252H44L45 251V249H44V246L42 245V243L43 242H45V238H46V232L45 233H43V231H39L38 233H33V232H31L32 234H30V232L29 231H27V230H25V231H21V230H19V228H18V230L16 229H11V232H9L10 230H8V231H5V234H6V232H9L7 235H3V233H4V231H3V229ZM73 230H74V233H76L77 235H79V237L82 239V241L83 242H86V243H88V242H90V240L92 239V238H94V237H96V232L94 233V231L91 229V228H89V227H81V226H74L73 228H72ZM227 229V230H226ZM237 229H238V227H237ZM234 232H233V231ZM92 231H93V234H92ZM224 231V232H223ZM242 231V232H241ZM29 232V233H28ZM225 233V234H224ZM17 234V235H16ZM19 234V235H18ZM45 234V235H44ZM32 235V236H31ZM95 235V236H94ZM222 235V236H221ZM234 235V236H233ZM18 237V240H16V238ZM45 236V237H44ZM92 236V237H91ZM126 236V237H125ZM228 236V237H227ZM248 237V238H246V237ZM15 237V241L16 242H13V245L15 244V243H17V244H15V248L13 247V245H12V241L14 240H12L11 241V239L12 238H14ZM84 237V238H83ZM225 237V238H224ZM237 237V238H236ZM44 240H43V239ZM224 238V239H223ZM236 238V239H235ZM38 239V240H37ZM4 240V241H3ZM19 240L21 241V242H19ZM43 240V242H41V241ZM226 240V241H225ZM235 241V242H234ZM4 242V243H3ZM239 242V243H238ZM22 243V244H21ZM237 243V244H236ZM18 246V249H16V247ZM22 246V247H21ZM42 246V247H41ZM229 246V247H228ZM236 246H238V248L241 250H239L240 251V253L241 254H238V252L236 251ZM54 247V246H53ZM52 247V248H53ZM215 247H220V249L219 248H216L214 251L216 252V250L217 251H219L220 252V250L223 252V253H226V254H224L225 256L222 258V260H221V258H219V260L218 259H216L215 261L213 260V261H211V259H210V256H208L209 254H207V253H209L210 251H213V248H215ZM233 247H235L236 249H233V251L235 250L236 252H237V254L236 253H234V255L233 256H231L232 255V252L230 251L231 249L230 248H233ZM246 247H247V249H246ZM19 248L20 249H22V250H19ZM227 248V249H226ZM15 249V250H14ZM44 249V250H43ZM211 249V250H210ZM219 249V250H218ZM225 249V250H224ZM16 250L18 251V252H16ZM53 250V249H52ZM179 250V251H178ZM206 250H207V252H206ZM210 250V251H209ZM229 250V251H228ZM249 250V251H248ZM14 251V254H15V256H14V254L12 253ZM54 251V250H53ZM111 251V253H109ZM180 251L182 252L181 254H180ZM44 252V253H43ZM230 252H231V255H230ZM16 253H18V255H16ZM54 253H56V254H54L55 255V257L56 258H58L59 260L62 258V255H61V253H60V251H58V252H54ZM178 255H177V254ZM4 254H5V257H6V259H5V257H4ZM172 254V255H171ZM203 256H202V255ZM205 254H207V255H205ZM228 254V255H227ZM246 254H247V257H246ZM6 255H9V256H6ZM11 255H13V256H11ZM23 256H25V257H23ZM170 256H171V258H170ZM229 256H230V258H229ZM249 256V257H248ZM9 257V258H8ZM107 257V256H106ZM159 257V258H158ZM190 257V256H189ZM219 257H221V256H219ZM245 257H246V259H245ZM12 258V259H13ZM18 258H19V260H20V262L19 261H17L18 260ZM120 258V259H119ZM151 258H152V260H151ZM193 258V257H192ZM199 258V259H198ZM203 258V259H202ZM210 260H209V259ZM0 259V260H1ZM57 259V260H58ZM79 259H81V261H83L82 260V258H79ZM85 261H83V263L82 264H86L87 263V259L86 258H83ZM155 259V260H154ZM173 259V258H172ZM115 260H114V262H115ZM170 260V261H169ZM234 260V261H233ZM120 261V262H121ZM247 263H246V262ZM12 262L11 261V259L10 260H8V263L7 264H10V263ZM86 262V263H85ZM118 263H119V261H117ZM199 262V263H198ZM212 262V263H211ZM253 262V263H252ZM2 262L0 261V264H1ZM5 263V264H6ZM15 263V262H14ZM15 263V264H16ZM124 263V262H123ZM191 264H193V262L191 261L190 262ZM2 264H4V263H2ZM11 264H13V262L11 263ZM113 264V263H112ZM114 264H116V263H114ZM126 264V263H125Z\"/></svg>", "mask_w": 264, "mask_h": 264}]
</instances>
